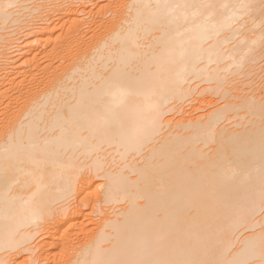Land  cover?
I'll return each mask as SVG.
<instances>
[{
	"label": "bare ground",
	"instance_id": "obj_1",
	"mask_svg": "<svg viewBox=\"0 0 264 264\" xmlns=\"http://www.w3.org/2000/svg\"><path fill=\"white\" fill-rule=\"evenodd\" d=\"M46 1L0 0V264H264V0Z\"/></svg>",
	"mask_w": 264,
	"mask_h": 264
},
{
	"label": "rangeland",
	"instance_id": "obj_2",
	"mask_svg": "<svg viewBox=\"0 0 264 264\" xmlns=\"http://www.w3.org/2000/svg\"><path fill=\"white\" fill-rule=\"evenodd\" d=\"M50 1H51V0H50ZM54 1L56 2V0H54ZM61 1H63V0H59V1H57L58 4L61 3ZM46 2H48V4H50V5H51V3H52V2L50 3L49 0H47ZM53 15H54V14H53ZM56 16H57V15H56ZM2 32L5 33V31H2ZM2 32L0 31V33H2ZM7 32H10V30H8ZM21 33H22L23 36H24V34H25V30H24V32H23L22 30H20V31L18 32V34H17V33L15 34V41H16V38H17L19 35H20V36L18 37L17 42H13V43H17V45L24 44L25 39H26L28 36H26L25 39L21 40V39L23 38V37L21 36V35H22ZM16 36H17V37H16ZM20 37H21V39L19 40ZM13 38H14V37H13ZM27 39H28V38H27ZM27 39H26V40H27ZM15 45H16V44H15ZM17 45H16V46H17ZM21 46H22V45H21ZM21 46H18V47H21ZM13 47H14V46H13ZM18 47H14V49H16V48H18ZM11 50H12V49H11ZM2 51L5 52V50H2ZM2 51L0 50V53H3ZM6 51H7V50H6ZM21 62H23V60L20 61V63H21ZM193 84H195V82H194ZM197 84H200V85H197ZM204 84H205L206 86H204ZM195 85H197L198 87L196 86L197 88H196V91H195V93H194L195 95H193V98L196 96L194 100L197 99L198 102H196V103L198 104V103H199V100H203L204 98L206 99V96H207V95L210 96L211 93H210V94H209V93H205V95H204V94H201V92H202L201 90H203V88L205 89V87L208 86L206 83H199V82H196ZM199 92H200L201 95L199 94ZM197 93H198V94H197ZM203 93H204V92H203ZM198 95H199V97L197 98ZM202 95H204V97H203ZM200 96H201V97H200ZM202 98H203V99H202ZM205 99H204V100H205ZM191 100L193 101L192 98H191ZM186 101H187L186 104L183 103V105H184V108H183V109H184V110L181 109L180 113L177 112V113L173 114L175 111H172V113L170 112V113H168V115L165 116V119H171V120H173V121L170 122V124H171V123H172V124H171V125L169 124L168 126L174 128V124H175V126H176V125H177L176 122L179 123V121H180L179 119H180L182 116H184V115H182V114H185V113H186L185 111H188V110H190V112H191V111H192L191 109H193L191 106L194 107V106L197 105L196 103H194L195 105H194L193 103H191L190 99H188V100H186ZM186 101H185V102H186ZM189 101H190V102H189ZM188 102H189V105H190V103H191V105H190V108H191V109L189 108ZM193 102H194V101H193ZM185 106H186V107H185ZM187 106H188V107H187ZM197 106H198V105H197ZM186 109H187V110H186ZM182 110H183V113H182ZM188 112H189V111H188ZM188 112H187V113H188ZM190 112H189V113H190ZM201 113H202V114H205L204 111H202V112H200V113H199V111H196V112H195V114H197V116H198L199 114H201ZM195 114L193 115L194 117H195ZM202 114H201V115H202ZM173 115H176V118H175ZM185 115H186V114H185ZM189 115H190V114H189ZM186 116H187L188 118L190 117V116H188V115H186ZM181 119H182V118H181ZM185 119H186V120H185ZM189 119H190V118H189ZM182 120H183V121H186V123H187V118H185V116L183 117ZM180 122H182V121H180ZM184 123H185V122H184ZM231 123H232V122L228 123L227 126L230 127L231 130H234V127H235V123H236V122H234V123H232V124H231ZM168 126H167L168 129H167V128H166V129H167L168 131H170V133H171V131H172L173 134H174V131L176 132V129H174V131H173V128H170V127H168ZM238 128H239V127H238ZM238 128H237V129L235 128V130H237L236 132L240 131ZM166 129H165V130H166ZM169 129H172V130H169ZM168 131H167V132H168ZM178 131H179V130H178ZM178 131H177V133H178ZM167 132L165 131V134H166ZM207 151H209V150H205V151H204V154L207 153ZM108 158H110V160H111V159L113 160V157H111V156L108 157ZM108 158H105V159L108 161V163H109V164H108V163L106 162V160H105V162L107 163V164H106V167L108 166L107 168H109V166L111 165V166H110V168H111L112 165H115V163H117V161L114 159V161H115V162L113 161L114 164H112V163L110 164V162H112V160L109 161ZM116 158H117V157H116ZM103 161H104V159H103ZM117 164H118V163H117ZM117 164H116L115 166H113V167H116V168H117ZM113 167H112V168H113ZM104 168H105V167H104ZM112 168H111V169H112ZM111 169H110V170H111ZM114 169H115V168H114ZM114 169H113V170H114ZM117 169H118V168H117ZM117 169H116V170H117ZM127 172H129V171L127 170ZM133 176H134V175H133ZM133 178H135V177H133ZM103 180H105V179H103V178H102V179H100V178H96V181H97V182H96V187H99V185H100L101 183H102L101 185H103V182L106 183V182H105L106 180H105V181H103ZM96 187H95V188H96ZM102 187H103V186H102ZM102 187H101V188H102ZM95 188H93V189H94L93 191H95V190L97 189V188H96V189H95ZM101 188H100V189H101ZM100 189H99V190H100ZM102 189H103V188H102ZM102 189H101V190H102ZM93 197H94V196H93ZM95 200H96L95 197H94V199L92 198V201H91V203H90L91 206L86 208V211H87V212H92L91 208H92L94 205H95V208H96L97 211H98V209H100V208H99L100 205L97 204ZM118 204H119V205H122V204H125V203H121V204L118 203ZM118 204H114V205H116V207H117ZM141 204H142V202H141ZM112 205H113V204H112ZM119 205H118V206H119ZM107 206H109L110 208L112 207L111 205H105L104 207H107ZM102 207H103V206H102ZM109 207H108V209H109ZM113 207H114V206H113ZM121 207H124V205H122ZM121 207H118V208L121 209ZM111 209H113V211L115 212V209H117V208H111ZM97 211H95V212H94L95 214H92V216L89 215V216H91V217H89V216L87 217V216H86L85 218H81V219H77V220H75V223H76V224H75V226L73 227L74 229H73L72 231L79 230V228H84L85 230L87 229V232H84V236H83V238H84V237H86V238H90V237H91V236H90V233H92L91 235H93V232L96 233L95 231H97L98 228H101V226H102V224H103V223H101V222H102V221L104 222V218L106 219V218L109 217L108 215H110V220H111V219H112V214H114V215H113V218H114V220H115V218H116L115 215H117V213L120 212L121 210H118V209H117V210H116L117 212H115L116 214H115L114 212H112V214H111L110 209H109L110 214H107V213H109V212H107V213L104 214L103 216H102V215H101V216L98 215V214H100V211L102 212V208L100 209V211H98V212H97ZM111 211H112V210H111ZM102 214H103V213H102ZM97 215H98V216H97ZM105 215H106V216H105ZM107 216H108V217H107ZM101 217H102V220H101ZM103 217H104V218H103ZM99 218H100V219H99ZM116 219H117V218H116ZM98 223H100L101 226H100ZM97 225L100 226V227H98ZM95 228H96V229H95ZM258 229H259V228H258ZM258 229H257V231H260L261 228H260L259 230H258ZM88 230H89V231H88ZM93 230H94V231H93ZM241 230H243V229H241ZM255 231H256V230H255ZM257 231H256V232H257ZM89 232H90V233H89ZM97 232H98V231H97ZM239 232H240V230L238 231V233H239ZM252 232H253V231H242V236H241V238L244 237V236H246V235H248L249 233H252ZM86 233L88 234L87 236L85 235ZM238 233H237V234H238ZM243 233H244V234H243ZM89 236H90V237H89ZM84 240H87V239H84ZM34 242H35V241H34ZM34 242H33V243H34ZM37 242H38V239L36 240L35 243H37ZM35 243H34V244H35ZM34 244H33V245H34ZM235 247H236V246H235ZM234 249H235V248H234ZM234 249H233V250H234ZM38 250H39V251H37L38 253L35 251V253H36L35 256H36L37 258H35V256L33 257L35 261H34V260L32 261V258H31V261H32L31 264H33L34 262H35L36 264H41V263H42V261H41V259H40L39 257H40L41 255L44 256V255L46 254V251L41 250V249H38ZM14 253H15V252H14ZM14 253H13V254H14ZM29 253H30V252H29ZM29 253H27V252H22V254L20 253L21 255H19V256H18V254H17L15 257H11V258H13V259H12V261L9 260V263H8V264H30L31 261H30V258H29V256H30ZM33 255H34V254H33ZM17 256H18V257H17ZM30 257H32V254H31ZM68 257H70V256L68 255ZM11 258H10V259H11ZM58 258H59V257H58ZM14 259H15V260H14ZM37 259H40V260L38 261ZM66 259H68V258H66ZM13 261H14V262H13ZM36 261H37L38 263H37ZM60 261H61V258H60L59 260H57V261H54V262H56V263H54L53 260H52V261H50V263L47 262V263H43V264H51V263H53V264H62L63 261H61V263H60ZM35 263H34V264H35Z\"/></svg>",
	"mask_w": 264,
	"mask_h": 264
}]
</instances>
